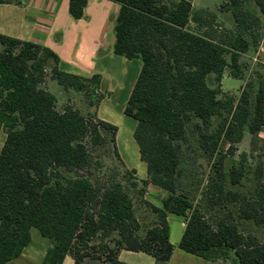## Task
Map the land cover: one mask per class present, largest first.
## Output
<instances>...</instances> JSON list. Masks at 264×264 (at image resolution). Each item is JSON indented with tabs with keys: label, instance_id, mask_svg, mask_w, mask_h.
<instances>
[{
	"label": "trees",
	"instance_id": "1",
	"mask_svg": "<svg viewBox=\"0 0 264 264\" xmlns=\"http://www.w3.org/2000/svg\"><path fill=\"white\" fill-rule=\"evenodd\" d=\"M12 1L18 3L0 4ZM112 1L121 6L114 53L143 63L124 113L137 121L134 138L148 167V181L139 184L136 172L125 167L132 179L128 186L117 181L95 184L80 175L64 178L62 169L79 174L92 168L91 149L109 142L122 163L116 147L118 129L71 105L60 111L56 95L44 86L47 69L53 61L52 79L66 91L86 92L93 86L97 97L90 100L96 108L105 98L99 92L101 76L64 73L49 48L0 36V134L6 133L0 152V264L22 255L32 242V229L51 241L42 264H63L67 256L76 264H88L86 260L123 264L122 250L144 252L166 263L175 250L167 221L171 214L187 220L181 250L210 261L229 259L233 253L234 264H264V240L241 233L233 214L214 224L200 206L177 194L189 124L199 135L202 154L214 160L227 142L232 152V144L239 143L246 131L252 135V152L264 145L259 137L264 129V65L252 72L239 99L224 94L220 86L226 69L235 79L246 78L249 64L241 57L260 45L264 0H253L261 16L248 7L251 0H226L220 9L232 14L236 29L221 27L209 13L205 29L197 31L190 29L197 14L190 0ZM87 4L88 0H71L70 15L84 18ZM209 74H216L217 87L207 84ZM214 118L219 120L216 126ZM222 158L219 176L208 188L211 197H218L213 202L239 204L240 221L263 226V169L256 174L255 192L248 195L232 189L242 185V163L228 174L227 156ZM148 184L168 194L161 208L148 205L157 221L142 230L135 200ZM139 187L142 194L134 199L131 188Z\"/></svg>",
	"mask_w": 264,
	"mask_h": 264
},
{
	"label": "crops",
	"instance_id": "2",
	"mask_svg": "<svg viewBox=\"0 0 264 264\" xmlns=\"http://www.w3.org/2000/svg\"><path fill=\"white\" fill-rule=\"evenodd\" d=\"M17 1L18 3L12 1L11 3L0 4V36L32 42L49 48L59 57V69L64 73L85 78L100 75L101 85L99 92L105 95V98L97 108V112L104 122L116 126L118 129L116 147L124 167L136 172L135 176L139 184H142L143 181H148V167L141 160L139 147L134 138L137 121L124 113L143 63L139 59L129 60L114 53V26L121 6L112 0H88L84 18L77 20L69 13L71 0ZM190 1L195 13L206 16L212 13L216 16V22L221 27L228 30L236 29V22L232 14L220 9V4L226 2V0ZM248 7L261 16L253 0L248 3ZM0 49H2L1 44ZM241 62L249 64L248 73L255 71L259 65H264V35L258 47H251L247 53L242 55ZM248 73L243 80L236 79L242 81L243 84L238 94H234L223 89L224 80L233 78L231 70L226 69L220 83L222 92L239 99L241 91L248 82ZM53 81L52 87L58 91L56 95L58 101L60 98L68 101L73 99L74 103H68V105L74 106L75 100L78 97H83L81 92L66 91L56 80ZM56 83L60 86L59 90L56 87ZM207 84L211 88L219 85L216 80V74L207 76ZM46 88L50 90V86ZM68 97L70 98L68 99ZM117 98L119 100L120 98H123L122 100L125 99L122 106L113 103L112 100H118ZM111 101L112 105H108ZM89 102L90 107H94L91 101ZM74 108L78 109L75 106ZM91 111L92 108L89 113H92ZM213 121L219 120L214 118ZM259 137L264 140V129L260 132ZM5 140L6 134L3 136V133H1V148ZM251 141L252 135L246 131L244 138L236 146L238 149L236 153L240 154L241 151L248 153L251 150ZM238 156H235L234 159H238ZM232 189L237 191L235 188ZM167 194L165 190L153 184H148L145 187L143 196L140 198L145 203L141 207H144L142 209L143 215H148L147 220H152L151 224L140 217L135 200L136 214L141 222L142 230L151 227L157 221L156 214L152 212L148 205L161 208ZM167 221L170 227V243L175 247L174 253L168 262L158 263L150 254L129 250H122L119 253V261L123 264H234L235 256L233 253L229 259L210 261L181 250L179 244L185 232L187 220L185 217L171 214L168 216ZM50 247L51 243L46 242V240L34 241L32 238L31 244L24 250L22 255L10 264H42ZM86 261H88V264H110L91 260ZM63 264H76V262L72 257L67 256Z\"/></svg>",
	"mask_w": 264,
	"mask_h": 264
},
{
	"label": "rangeland",
	"instance_id": "3",
	"mask_svg": "<svg viewBox=\"0 0 264 264\" xmlns=\"http://www.w3.org/2000/svg\"><path fill=\"white\" fill-rule=\"evenodd\" d=\"M221 5V4H220ZM202 16V19L201 17ZM200 17V19H199ZM205 19L208 20L207 16L204 14L197 13L191 19L190 22V29L197 31L198 28L205 29ZM201 22V23H200ZM230 59V57H228ZM55 66L53 61H50V67L47 69V77L46 82L44 84L45 87L50 86V92L57 95L58 91L52 87V83L54 82L51 76V68ZM252 72L248 73V81L251 80L253 77ZM243 82L240 80H236L233 78L226 79L223 82V89L225 91H230L234 94H238L240 87L242 86ZM56 87L59 90L60 86L56 83ZM93 86L86 92H81L83 97H78L75 100V107H78L80 111L84 115L90 114V109L92 108V113L97 117L98 120L103 121L101 116L97 112V108L90 107L89 101L96 100V93L93 90ZM252 92H256L253 90ZM123 97V96H122ZM252 97L254 94L252 93ZM70 97H68L69 99ZM91 99V100H90ZM118 99V98H117ZM120 98V100H112L114 104H118L119 106L123 105L124 100ZM63 99L60 98L58 101V109L62 111L66 105L73 104V99ZM112 101L108 105H112ZM89 105V106H88ZM73 106V107H74ZM77 109V108H76ZM218 120V119H217ZM218 121H214V125L216 126ZM188 133L190 136V141L188 144L183 146V158L181 162V169L184 171L183 178L181 183H179V188L177 190L178 195H182L187 197L195 206H200L206 217L214 224L218 222V219H222L224 215L229 213L235 216V220L239 225V229L241 233L244 235L254 234L258 236L260 240H264V225L258 226L252 220H244L240 221L238 219L239 216V204H226L222 202V200H218L217 202H213V200L217 199L218 197H211L209 193V185L214 182L216 178H218V170L220 168L219 164L222 161V157L227 156V161L225 162L224 170L229 174L232 170L233 165H240L242 163L245 176L242 181V185L240 187H233L231 184L230 187L235 188V190L244 191L248 195L255 192L259 182L257 180L256 174L258 169L261 167L263 170V181H264V145L259 144L258 150L254 153L251 150L248 153L241 151V153H236L238 151L237 144L235 143L233 146V151H230V143L227 142L223 144V149L219 152L216 160L211 159L209 156L203 155L199 149V142L198 138L199 135L194 133L193 123L187 126ZM3 136L5 131H2ZM109 140L111 139V133L107 134ZM243 148H245L243 146ZM0 147V152H1ZM92 155H93V166L92 168L80 172L79 174L76 172H69L65 169H62V175L64 178H74L78 175L87 177L93 181V183H112V182H122L126 186L130 185L132 179L130 176L126 174V169L122 165V163L118 160L114 153V146L109 142L107 145L102 147L92 148ZM243 150V149H241ZM231 152V153H230ZM238 156V159H234L235 156ZM224 163V162H223ZM230 183V179L227 180V186ZM132 193L134 195V199H136L137 194H142V189L139 187L138 189H132ZM140 200V201H139ZM144 200L136 199V205L138 214L140 213V217L148 221L151 224L152 220L148 219V215H143L141 205L144 204ZM142 213V214H141ZM32 238L34 241L36 240H46V242H50V240L42 237L40 232L37 229H32Z\"/></svg>",
	"mask_w": 264,
	"mask_h": 264
}]
</instances>
